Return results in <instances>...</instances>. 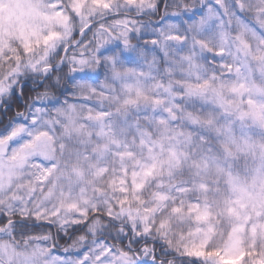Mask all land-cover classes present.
<instances>
[{"label": "snow or ice", "instance_id": "1", "mask_svg": "<svg viewBox=\"0 0 264 264\" xmlns=\"http://www.w3.org/2000/svg\"><path fill=\"white\" fill-rule=\"evenodd\" d=\"M0 264H264V0H0Z\"/></svg>", "mask_w": 264, "mask_h": 264}]
</instances>
